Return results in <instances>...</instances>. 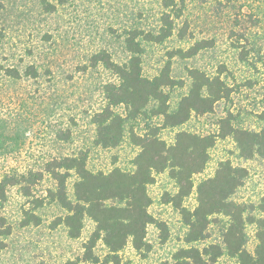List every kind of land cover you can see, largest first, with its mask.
Masks as SVG:
<instances>
[{
	"label": "rangeland",
	"instance_id": "rangeland-1",
	"mask_svg": "<svg viewBox=\"0 0 264 264\" xmlns=\"http://www.w3.org/2000/svg\"><path fill=\"white\" fill-rule=\"evenodd\" d=\"M261 1L184 0V12L177 25L179 30L188 28L186 37L181 40L175 35L163 44L146 45L143 71L151 78L160 72L172 50H187L202 40L213 42L195 57L173 59L172 76L184 86L166 90L171 94L172 110L189 90V69L210 76L222 72V79L234 90L231 98L218 102L212 113L193 115L180 127L162 130L160 135L168 144L180 131L217 134L219 121L229 112L235 116L237 126L253 130L263 127L257 114L264 109V15L258 26H253L248 17L260 14L259 10L264 12ZM45 2L54 6L52 12L47 11ZM161 12L160 0H0V177L12 170L39 171L47 160L81 151L88 153V167L93 172L132 169L138 149L128 139L110 150L95 143L92 116L105 103L104 85L116 81V76L103 65L92 66L91 58L105 50L115 62H125L129 57L126 32L136 27L156 31ZM30 65L38 68V78L24 75ZM5 68H16L23 77L8 78ZM117 111L125 114L123 107ZM147 124L159 126L162 118H139L136 131L142 134ZM60 131L69 132L70 137L62 139ZM223 160L249 172L232 199L249 209L258 206L264 196V161L259 157L240 158L235 143L227 138L218 139L211 149L207 168L194 177L195 190L184 200V207L195 209L196 185L213 176ZM75 180L73 176L68 182L71 196ZM54 186L45 175L33 190L34 196H45ZM148 192L152 198L149 212L166 224L167 239L164 241L156 225L149 226L147 242L151 251L139 253L129 243L120 253L121 264H176V252L190 247L184 241L188 228L180 211L167 202L177 192L176 184L165 172L156 175ZM30 207V199L18 188L9 189L7 200L0 202V264H65L83 255L84 244L95 228L92 220H85L79 239H71L64 226L52 227L55 218L64 214L57 205L36 211L42 218L39 226L21 227L23 212ZM2 219L5 227L13 229L8 237L1 234L5 228ZM227 226V218L211 217L205 239L193 246H224ZM255 246V227L249 225L246 247L253 252ZM95 252L104 260L107 249L99 242ZM220 263L237 264V260L225 255Z\"/></svg>",
	"mask_w": 264,
	"mask_h": 264
},
{
	"label": "trees",
	"instance_id": "trees-1",
	"mask_svg": "<svg viewBox=\"0 0 264 264\" xmlns=\"http://www.w3.org/2000/svg\"><path fill=\"white\" fill-rule=\"evenodd\" d=\"M181 2L184 0H160L162 12L156 31L136 27L126 32L125 44L129 57L125 62H115L105 50L91 58L92 66L103 65L116 76V81L104 85L105 103L92 116V123L96 126L95 143L110 150L128 139L138 149L132 160L131 170L116 167L108 173L93 172L88 167V153L81 151L47 160L39 171L12 170L0 177V202L7 200L8 190L11 188H18L24 197L30 199L31 207L24 210L20 222L23 228L39 226L42 218L36 211L49 205H57L64 211L63 215L55 218L52 227L64 226L71 239L81 237L86 219L94 222L95 228L84 244L83 255L65 264H121L120 253L129 243L139 253L150 252L151 246L147 242L148 227L156 225L163 235L167 232V227L149 212L152 198L148 188L155 183L156 175L165 172L177 187V192L170 195L167 202L180 211L188 228L184 241L190 247L176 252V264H222L220 259L225 255L236 259L237 264H264V196L257 207L250 209L232 199L249 175L246 168L235 166L230 160L220 161L214 175L196 185L195 209L189 210L183 205L184 200L195 190L194 177L206 170L210 151L218 139L231 138L242 159L259 157L264 161V109L257 114L258 120L263 124L259 130L237 126L235 116L229 112L219 121L217 134L200 135L180 131L171 144L160 135L164 129L186 124L193 115L212 113L216 104L230 99L234 91L222 79V72L210 76L199 69H189V90L179 100L177 108L171 109V94L166 90L184 86L183 81L172 76V61L176 57H195L201 50L211 47L213 42L205 40L196 42L187 50H172L169 60L157 75L150 78L144 74L146 45L163 44L175 35L181 40L186 37L188 28L179 30L177 25L184 12ZM45 4L48 12L54 10L53 5L47 2ZM259 13L248 16L253 26H258L262 21L264 12L259 10ZM4 73L14 80L23 77L16 68H5ZM24 75L36 79L40 72L36 66L30 65ZM118 107L124 108V115L117 111ZM139 118H162V124H147L140 134L136 131ZM59 133L62 139L70 137L69 132ZM45 175L54 181V188L49 189L45 196H34L33 190ZM73 176L76 180L71 196L68 182ZM214 216L228 219V226L223 234L224 246L211 244L202 249L194 247L193 244L205 239L211 217ZM2 222L5 227V219ZM249 225L255 227L256 246L253 252L246 247ZM12 230V226L8 225L1 234L8 237ZM164 236L165 241L168 235ZM99 242L107 249L104 260L95 252Z\"/></svg>",
	"mask_w": 264,
	"mask_h": 264
}]
</instances>
